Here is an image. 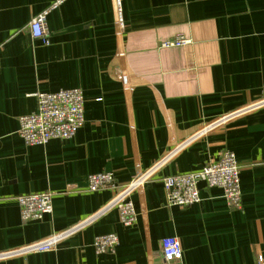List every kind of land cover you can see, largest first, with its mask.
I'll use <instances>...</instances> for the list:
<instances>
[{
	"label": "crops",
	"instance_id": "0c3cea01",
	"mask_svg": "<svg viewBox=\"0 0 264 264\" xmlns=\"http://www.w3.org/2000/svg\"><path fill=\"white\" fill-rule=\"evenodd\" d=\"M53 2L0 0V251L95 215L117 191H90L89 174L112 172L127 184L263 91L264 0H123L122 30L114 0H64L48 12L46 44L32 38L29 21ZM180 34L191 41L162 47ZM114 67L129 76L127 86ZM62 88L84 92L82 128L64 141L26 145L19 117L35 111L37 92ZM225 149L240 163V210L204 182L199 203L165 204L163 176L198 170ZM47 191L53 211L24 222L17 197ZM132 199L133 226L111 209L55 250L0 264H264V108L191 140ZM108 233L118 246L97 254L95 238ZM171 235L183 252L168 261L161 241Z\"/></svg>",
	"mask_w": 264,
	"mask_h": 264
},
{
	"label": "built area",
	"instance_id": "2783aa9c",
	"mask_svg": "<svg viewBox=\"0 0 264 264\" xmlns=\"http://www.w3.org/2000/svg\"><path fill=\"white\" fill-rule=\"evenodd\" d=\"M64 0H54L49 9L43 10L29 21V28L33 39H40L46 44L50 43L47 15L51 8H57ZM116 6V28L122 30L125 26L123 0H114ZM184 34L176 35L173 39L162 42V47H181L190 42ZM116 71V72H115ZM122 83L127 86L129 76L121 73L114 67ZM37 106L35 111L19 117V134L26 145H46L50 140L69 139L78 133L85 122V95L81 88H62L51 92H37L35 94ZM264 108V86L262 95L252 103L235 112L224 114L220 119L206 126L203 130L193 134L186 141L175 144L171 152L159 159L151 167L140 170L134 174L133 179L127 184H119L112 172L100 171L89 174L88 189L92 192L100 189H115L114 197L103 206L95 215L83 219L77 225L71 226L62 232L48 236V238L22 246L0 251V259L25 256L32 252H49L58 245L76 234L83 227L92 224L103 213L117 209L121 222L125 226H133L138 219L134 206L133 194L142 190L152 179L156 178L161 168L169 162L170 158L191 140L202 136L225 122L237 118L249 111ZM215 161L206 163L202 168L187 173H176L163 176L165 204L168 207L186 208L201 201L199 193L200 182L206 183L208 188H220L227 199L228 205L233 210H240L243 205V195L240 189V163L235 153L230 149L221 152ZM20 216L24 222L41 220L53 211L52 192L30 193L18 196ZM119 244V236L115 233L102 234L94 240V249L97 254L114 251ZM162 253L166 260L172 261L181 257L183 247L176 236H168L161 241ZM262 257L259 256L258 261Z\"/></svg>",
	"mask_w": 264,
	"mask_h": 264
}]
</instances>
